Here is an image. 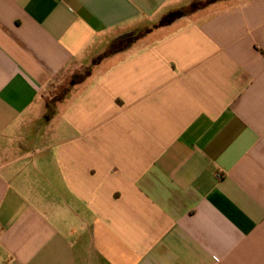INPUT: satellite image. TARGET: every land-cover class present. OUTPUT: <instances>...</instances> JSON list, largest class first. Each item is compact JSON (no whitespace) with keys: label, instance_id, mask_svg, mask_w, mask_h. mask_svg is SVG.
Wrapping results in <instances>:
<instances>
[{"label":"crops","instance_id":"obj_1","mask_svg":"<svg viewBox=\"0 0 264 264\" xmlns=\"http://www.w3.org/2000/svg\"><path fill=\"white\" fill-rule=\"evenodd\" d=\"M0 264H264V0H0Z\"/></svg>","mask_w":264,"mask_h":264},{"label":"rangeland","instance_id":"obj_2","mask_svg":"<svg viewBox=\"0 0 264 264\" xmlns=\"http://www.w3.org/2000/svg\"><path fill=\"white\" fill-rule=\"evenodd\" d=\"M186 5V6H185ZM184 6V11L186 12V14L193 12L192 5L191 3H187ZM136 39H128L124 44L126 45H130L131 42H135ZM123 45H120L119 47H122ZM104 65V64H103ZM102 65V66H103ZM73 80H75V78L70 77V79H68L67 81H64L62 84H57V86L53 89V87L51 88L50 91H48V93H50L51 97L50 99H48L47 103H53L54 99H60V97H64L65 94L67 95V92H70V90L72 89V83L74 82ZM58 124V120L54 119L52 117V114L50 112V114H48L44 119H42L41 121L38 122V124H33L31 125L30 130L32 131H36L41 130L42 133L41 135L44 136L45 134H48L49 136L53 134L52 130L54 131L55 127H57Z\"/></svg>","mask_w":264,"mask_h":264},{"label":"trees","instance_id":"obj_3","mask_svg":"<svg viewBox=\"0 0 264 264\" xmlns=\"http://www.w3.org/2000/svg\"><path fill=\"white\" fill-rule=\"evenodd\" d=\"M210 2L217 1V0H209ZM186 15V12L184 10H176L170 12L168 15L165 16L163 19L161 25L162 26H168L177 21L178 19L184 17ZM136 42V41H135ZM134 42H131L130 44H133Z\"/></svg>","mask_w":264,"mask_h":264},{"label":"built area","instance_id":"obj_4","mask_svg":"<svg viewBox=\"0 0 264 264\" xmlns=\"http://www.w3.org/2000/svg\"><path fill=\"white\" fill-rule=\"evenodd\" d=\"M218 178H221V175H218Z\"/></svg>","mask_w":264,"mask_h":264}]
</instances>
